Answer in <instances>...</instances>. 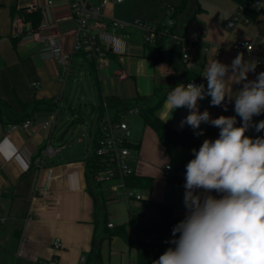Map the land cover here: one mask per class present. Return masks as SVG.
<instances>
[{"label":"crops","instance_id":"crops-1","mask_svg":"<svg viewBox=\"0 0 264 264\" xmlns=\"http://www.w3.org/2000/svg\"><path fill=\"white\" fill-rule=\"evenodd\" d=\"M49 1L53 4L49 5ZM126 2L107 5L104 9L106 17L127 21V17H119L116 11L117 6ZM181 2L134 0L133 14L128 21L140 17L157 23L164 18L167 6L178 7ZM258 2L260 12L255 10L254 17L246 15L248 23L242 20L236 23L233 30H229L226 23L233 19L239 7L235 0H198L199 12L182 31L188 40H199L193 44L191 51L196 63L194 69L182 64L177 48L169 43H166L162 60L149 58L142 35L136 30L127 40L129 46L124 44L114 48L103 66L99 69L96 67V74H92L90 61H85L82 56L78 55L74 63L81 67L88 65L98 99L100 89L105 97L114 96L120 101L136 104L134 109L142 114L141 111L150 103H156L159 97H166L170 88L185 84L189 71L199 74L201 78L205 67L214 59L231 64L237 54H241L233 50L237 41L249 40L253 43L251 53H242L250 63L257 64L259 59H264V0ZM11 7L17 10H41L43 22L35 31L40 39L60 36L69 47L72 41L69 32L75 28L67 0H0V264H85V257L92 251L95 237L102 232L103 220L106 219L107 225L112 223L114 227L121 225L115 222L118 219L115 207L126 208L131 219L132 203L139 201L126 202L116 198L108 185L100 184L93 189L89 187L86 160L93 151L98 116L94 120L95 125L91 126L90 152L89 146L85 145L84 134L69 136L78 123L84 122L81 110L72 106L75 102H64L69 80L66 83L62 81L61 67L56 61L41 59L39 40H23L30 28L19 15L12 17ZM13 38L19 39L16 44ZM209 44L225 46L220 57L207 50ZM256 75V70L250 72L248 79H255ZM35 83L39 84L37 88L33 86ZM204 84L206 87L207 83ZM232 87L236 91L242 84ZM210 99L207 97L199 102L201 111L207 109L213 118L236 115L234 101L224 111L223 106H210ZM164 102L165 99L158 112L163 122L170 118ZM100 106L97 112H100ZM72 109L79 116L77 122L67 130L75 119L71 115ZM93 109L95 111V107ZM129 112H122L123 120ZM187 114L186 108L177 109L166 124L179 132H194L189 126H179ZM26 120L33 122L31 128L10 129L14 122ZM237 121V126H240L239 117ZM47 122H54V127H46L44 124ZM128 125L132 142L138 147L133 152V168L137 175L154 179L152 191L140 190L144 200L140 201V207L134 205L136 214H142L145 220L151 221L154 218L153 210L143 209V202L151 199L170 205L176 217H184V191L168 182L171 173L165 171L163 165L164 160L170 161L156 132L145 123L143 126ZM201 129L207 139L214 140L219 135V129L211 125L202 124ZM250 130L251 127L245 133L247 136ZM49 142L63 146V149L60 154L47 158L43 167H37L34 160ZM44 188L48 190L47 194L36 193ZM103 201L105 209H100V202ZM146 210L150 213L149 219L145 217ZM97 221L100 223L97 224ZM57 238L62 243L58 250L54 247Z\"/></svg>","mask_w":264,"mask_h":264},{"label":"clouds","instance_id":"clouds-1","mask_svg":"<svg viewBox=\"0 0 264 264\" xmlns=\"http://www.w3.org/2000/svg\"><path fill=\"white\" fill-rule=\"evenodd\" d=\"M255 70L256 63L242 53L231 64L214 59L202 75L206 87L180 83L167 93L164 107L170 118L177 109L188 110L181 128L189 126L201 136V125L207 124L219 135L191 149L183 185L185 216L166 241L172 246L152 264H264V136L245 134L253 126L264 131V120L253 124L254 116L264 114V72L248 79ZM234 84L242 87L234 91ZM207 97L210 106L224 111L234 101L236 115L213 118L207 109L201 111L199 102Z\"/></svg>","mask_w":264,"mask_h":264},{"label":"built area","instance_id":"built-area-1","mask_svg":"<svg viewBox=\"0 0 264 264\" xmlns=\"http://www.w3.org/2000/svg\"><path fill=\"white\" fill-rule=\"evenodd\" d=\"M70 5L71 12L75 20V28L69 32L72 41L69 47L60 36L38 38L35 31L29 30L27 35L23 36V40H39V56L44 61H56L61 67L62 81L66 83L71 75L74 59L78 55H85L88 60H94L97 68H101L108 58V54L114 48H120L121 45H128V38L132 31H139L142 35L144 45H153L159 38L164 39L165 43L173 45L178 50L181 62L184 66L194 69L195 61L192 59L191 51L194 43L182 34V25L175 23L174 20L165 19L166 25L162 29L158 28L161 22L153 23L140 17L134 18L131 22L125 23L115 19H108L104 13V9L109 4H121L125 0H67ZM259 1V0H258ZM253 4L254 10L260 12L259 2ZM53 3L49 1V5ZM245 5H239L237 12L232 20L226 23L229 30H233L236 23L244 20L249 22L245 11ZM171 7H166L164 17L171 14ZM168 17V16H167ZM199 34L200 32L197 31ZM129 46V45H128ZM225 46L209 44L207 50L214 52L215 57H220ZM254 45L251 41H237L233 45V50L238 53H251ZM257 74L264 72V59H259L256 64ZM188 82L196 84L207 83L201 77L200 79H191ZM187 82V83H188ZM185 83V84H187ZM35 88L38 83L33 84ZM99 115L96 120V134L94 135V147L92 153L98 158V166L100 170L96 180L100 184L109 186L118 199L126 202L131 200L143 201L144 196L140 190L133 189L128 186L127 179L136 173L133 168L134 151L129 147L132 144L131 129L123 119L122 112L114 114L108 102L105 100L101 103ZM130 112H138L137 109H130ZM264 115V114H262ZM46 127H54V122H47ZM33 126V122L26 120L21 124H14L10 129L15 131L18 129H29ZM63 146H55L50 142L44 147L41 155L34 160V165L43 167L45 160L61 153ZM165 171L170 172L171 167L165 166ZM48 190L46 188L39 189L36 193L45 195ZM109 229H113L114 225L109 223ZM147 238H145V241ZM62 246L61 239L54 241L55 249ZM40 264H47L40 262Z\"/></svg>","mask_w":264,"mask_h":264},{"label":"trees","instance_id":"trees-1","mask_svg":"<svg viewBox=\"0 0 264 264\" xmlns=\"http://www.w3.org/2000/svg\"><path fill=\"white\" fill-rule=\"evenodd\" d=\"M239 5H245L247 7L245 14L250 17L255 16V10L253 4L258 0H235ZM169 7V6H167ZM171 7V14L167 15L158 24V28L162 29L166 25L164 20H174L175 23L182 24L183 20L188 23L189 20L199 12L198 0H195V4L191 3V0H182L181 5L178 7ZM11 14L14 18L19 15L22 21L28 25L31 31H36L42 25L43 16L40 9L17 10L15 7H11ZM185 17V19H184ZM19 39L13 38V42ZM166 49V43L164 39L159 38L155 44L145 45V51L149 58L154 61H160L164 58ZM110 53L108 54V56ZM85 61H90L92 66V74H96V62L94 60H88L85 55H80ZM190 75L186 78L187 82L191 79H199L200 75L194 72H190ZM186 82V83H187ZM99 101H107L111 109L115 114L124 112L125 110L136 108V104L132 102H123L115 98L114 96L105 97L102 95L101 90L98 89ZM166 97H159L156 103H150L149 106L141 111L144 118L145 125L151 127L157 134L159 141L164 148L166 156H168L171 171L168 178V182L171 186L179 188L184 191L185 183V165L193 158L191 149H199L203 140L207 138L204 133L201 136H196L194 132L189 131H176L163 122L159 117V109L163 100ZM264 116V115H263ZM263 116H258L253 120V124L262 120ZM22 122H14V124H21ZM257 136H264V131L256 132L255 127H251L249 137L255 138ZM95 146V145H94ZM129 147L135 151L138 149L137 145L130 144ZM87 169V181L91 189L99 187L100 183L96 180L100 167L98 166V158L92 153L86 160ZM127 184L129 187L137 190L152 191L154 185V179L152 177H141L136 173H133L128 179ZM216 195V193H212ZM100 209H105V201L100 202ZM143 209H152L154 212V218L151 221H147L143 218V215L136 213L131 214L130 225L135 230L134 239H130L126 225H119L113 229L107 227L106 219L103 220L102 232L99 237H95L94 246L92 251L86 255L85 264H101L102 257L100 253L101 242L104 238H112L115 236L122 237L129 242L130 246L136 251V264H152V262L159 258L168 247L172 246L166 241L172 239V228L184 217H176L173 213V209L170 205L152 201L147 199L143 202ZM100 222L97 221V224ZM98 227V225H97ZM145 238L147 240L145 241Z\"/></svg>","mask_w":264,"mask_h":264},{"label":"rangeland","instance_id":"rangeland-1","mask_svg":"<svg viewBox=\"0 0 264 264\" xmlns=\"http://www.w3.org/2000/svg\"><path fill=\"white\" fill-rule=\"evenodd\" d=\"M133 4L134 0H127V2L124 5L117 6V13H119V17L125 18L129 20L130 17L133 14ZM138 4V9H139ZM118 18V17H117ZM112 18L118 21L120 18ZM121 21V22H131V21ZM74 76V79L73 77ZM66 95H65V101L67 100L69 102L74 101L75 104L72 106L75 108L78 107L79 111L81 110L82 116L84 119L83 123H78V125L75 126L70 131L69 136L75 137L78 134H84L85 138V145L89 146L90 152H91V138H90V131L91 126L95 125V121L99 112L96 111V109L100 106V101L95 93L94 89V82H93V76L89 70L88 65H84V67L77 66L76 63L73 64V71L72 75L67 83L66 87ZM65 104L63 105V107ZM95 107V111L94 108ZM81 114V113H80ZM63 116H61L59 119L62 120ZM124 120L130 123L131 125H141L144 124V118L142 114H139L138 112H129L124 115ZM93 124V125H92ZM132 125V126H133ZM94 129V128H93ZM105 185V184H104ZM147 193V192H146ZM145 193V194H146ZM102 201V200H101ZM133 207L131 209V213H136L137 208L136 206L140 207L141 203L134 202L132 203ZM136 205V206H134ZM115 210L117 212V224L126 225L127 232L129 235V238L132 240L135 237V230L134 228L129 224L130 223V215L127 212L126 208L122 206H116ZM111 215V213H110ZM146 219H149L150 213L148 210H146L145 213ZM100 234V232H99ZM99 234L97 237H99ZM100 253L102 257V263L101 264H136V251L133 247L130 246L129 242L124 240L122 237H112L110 238H104L101 242L100 246Z\"/></svg>","mask_w":264,"mask_h":264},{"label":"water","instance_id":"water-1","mask_svg":"<svg viewBox=\"0 0 264 264\" xmlns=\"http://www.w3.org/2000/svg\"><path fill=\"white\" fill-rule=\"evenodd\" d=\"M191 3L195 4V0H191ZM184 19H185V17H184ZM182 22H183L181 24L182 25V31H185L187 28V23H185V20H183ZM71 111H72L71 115L75 116V119L73 121H71V123L68 125L67 130L70 129L73 126V124H75L77 122L76 118L79 116L78 113H76L74 109H72Z\"/></svg>","mask_w":264,"mask_h":264}]
</instances>
